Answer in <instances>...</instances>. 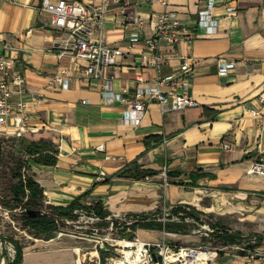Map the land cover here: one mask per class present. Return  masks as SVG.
Wrapping results in <instances>:
<instances>
[{
	"label": "crops",
	"instance_id": "obj_1",
	"mask_svg": "<svg viewBox=\"0 0 264 264\" xmlns=\"http://www.w3.org/2000/svg\"><path fill=\"white\" fill-rule=\"evenodd\" d=\"M42 5L43 0H0V58L9 62L12 88V114L0 132L46 139L59 149L54 165L28 162L45 206H67L79 198L83 205L100 202L109 214L148 215L182 205L197 212L201 226L217 224L243 234L246 223L252 231L264 230V174L250 172L252 163L264 158V127L262 118L248 110L259 106L256 97L264 88V0H217L218 26L212 34L198 24L204 0H169L166 8L152 0H130L125 14L107 13L102 35L109 45L125 50L116 65L104 70L115 92L130 101L136 98L137 74L148 86L157 76L175 74L177 90L183 91L186 82L188 94L198 102L165 112L151 102L139 124L126 119V103L106 101L102 79L85 76L87 61L74 56L68 33L52 26ZM229 6L237 10L227 12ZM164 10L187 23L195 39L171 43L162 38L158 64L143 66L140 53L149 49L147 39L154 36ZM135 17L144 19V27L140 40L131 42ZM185 59L191 64L188 72L181 70ZM222 60L236 62L225 76L218 73ZM61 68L70 69V87H50V77ZM16 74L24 77L21 86L12 82ZM21 114L27 119L17 128L14 116ZM133 162L157 174L118 176ZM199 169L215 177L203 176L191 186L190 174ZM169 172L177 176L168 179ZM149 230L168 241L188 235ZM60 232L24 247L21 264H77L79 259L97 264L82 238ZM261 254L263 249L249 259L224 250L205 264H264Z\"/></svg>",
	"mask_w": 264,
	"mask_h": 264
},
{
	"label": "built area",
	"instance_id": "obj_2",
	"mask_svg": "<svg viewBox=\"0 0 264 264\" xmlns=\"http://www.w3.org/2000/svg\"><path fill=\"white\" fill-rule=\"evenodd\" d=\"M155 3L162 4L165 8L168 6L169 0H152ZM217 0H204V6L198 13V24L205 28L207 33H214L218 26L217 18L214 15ZM130 5V0H93L85 3L78 0H43L42 9L50 14V23L52 26L65 30L69 35L72 44L74 56L78 59L87 61L85 68V76L89 78L102 79V94L107 102L126 103L127 120L133 124L141 122L143 114L146 112L151 102H157L161 105L163 111L183 110L190 107L198 106L197 100L190 96L187 92V83L183 85V91H178V78L175 74L166 76H157L154 85H144L146 83L143 74H137L138 88L136 98L127 101L122 93L113 90L111 76H105L104 70L117 64L119 57L125 54V50L120 47L109 45L102 35L104 29V21L106 14L116 10L121 14H125ZM227 12H235L236 6L227 7ZM133 30L130 34V41L136 42L140 40V35L144 27V19L135 17L133 20ZM93 32H100L97 38L90 37ZM167 38L171 43L185 41L191 43L195 39V33L190 26L177 17L176 13L164 10L156 19L155 34L147 39L149 49L140 53V60L143 66L157 65L160 59V40ZM236 65L234 61H220L218 64V73L222 76L227 75ZM191 64L185 59L181 65L183 72H188ZM0 72L3 77L0 79V128L7 125L12 114V107L9 98L12 95L10 86V65L4 58H0ZM12 82L18 86L24 83V77L20 74L13 75ZM71 84V72L69 68H61L57 73L50 77L48 85L50 87L69 88ZM164 87H168L165 90ZM259 106L248 108L255 117H261L264 127V88L256 97ZM26 116L24 114L14 116V125L17 128L24 126ZM229 147V144H224ZM250 172L264 174V158L256 160L252 163ZM103 175L105 173L103 172ZM85 212L84 210H76V213ZM184 215L180 212L178 215L172 213V208L164 207L158 220L166 222L168 220L179 221L180 216ZM90 218L98 221L95 230L104 225L110 230L119 231L123 226L133 224L140 220L139 215H121L108 214L104 220L98 216L90 215ZM188 222H193L201 227L194 218L187 217ZM106 221V224L99 225L100 222ZM118 225H115V222ZM68 223L73 222L67 219ZM204 227V226H202ZM204 235L209 239L217 230L212 225H205ZM195 228L192 230L195 232ZM130 230V229H129ZM165 231V230H164ZM191 231V232H192ZM200 231V230H199ZM167 232V231H166ZM190 232V233H191ZM62 233V232H60ZM175 233L176 232H168ZM125 240L130 244H122L119 241ZM257 238H249L242 244H220L215 247L216 255L220 251L229 250L246 256L249 259H255L261 252L259 247H249L256 244ZM99 247V249L97 248ZM97 255L99 264L104 260L105 264H196L194 254L201 247H184L175 249L168 242L167 238L157 241H143L139 237L130 239H114L112 237H104L97 239ZM3 241L0 239V253L3 254ZM184 252V254H181ZM170 254L176 256V259L169 258ZM181 254V255H180ZM179 255V256H177ZM155 256L157 259H155ZM209 259L207 260V262ZM206 262V263H207ZM0 264H6V257L0 258Z\"/></svg>",
	"mask_w": 264,
	"mask_h": 264
},
{
	"label": "trees",
	"instance_id": "obj_3",
	"mask_svg": "<svg viewBox=\"0 0 264 264\" xmlns=\"http://www.w3.org/2000/svg\"><path fill=\"white\" fill-rule=\"evenodd\" d=\"M21 145L24 147L25 154L29 159L34 160L36 163L42 165H54L57 163L59 149L56 145L46 139L41 140H31L26 137L20 139ZM3 152V140L0 137V157ZM29 165V164H28ZM157 174V171L147 168H142L137 162H133L123 170L118 173V176L125 177L129 179H146L153 175ZM192 183L191 186H196L198 179L203 176L209 175L210 177H215L214 174H206L202 169L192 172ZM13 176L18 178V181L12 186V194L15 204L13 206L21 207L25 209L24 212V221L25 224L30 227L36 236V238H51L60 232V222L64 221L63 219L74 220L77 219L79 214L76 213V210H84L89 215H95L104 220V218L109 214L99 202L94 206L83 205L80 202V199L77 198L72 201L67 206H48L46 207L43 202L44 192L39 182L29 174H20L13 172ZM177 176L173 172L168 173V179ZM175 183L186 185V182L183 180L174 181ZM30 210H40L38 213L35 211V215L30 213ZM180 212H183L184 215L180 216L179 221L168 220L165 223L158 220V216L161 212L148 214V215H139L140 220L130 225H124L121 228V232L128 238L133 239L135 237V232L139 227H144L148 229H158L165 230L167 232H176L186 234L187 232L192 231L197 224L187 222L185 219L187 217L194 218L199 224L203 223L202 218L195 212L192 208L188 206L179 205L172 209L174 215H178ZM106 221L100 222L99 225L106 224ZM115 225H118V222H115ZM217 232L213 235V238H202L214 247L215 244H242L246 237L242 233L233 231L224 226L217 224H211ZM130 229V230H129ZM2 241H9L15 246V256L11 261H7L6 264H21L24 247L14 239L12 236H0ZM264 240L263 236H260V240L257 244L250 245L249 247H259L262 245ZM203 246V245H202ZM216 247V245H215ZM5 256L0 253V258ZM6 257V256H5ZM102 264H105L102 260Z\"/></svg>",
	"mask_w": 264,
	"mask_h": 264
},
{
	"label": "rangeland",
	"instance_id": "obj_4",
	"mask_svg": "<svg viewBox=\"0 0 264 264\" xmlns=\"http://www.w3.org/2000/svg\"><path fill=\"white\" fill-rule=\"evenodd\" d=\"M0 137L3 140V152L0 157V236H12L17 240L23 247H31L36 236L34 235L32 229L25 224L24 212L25 209L17 206H13L15 201L12 194V186L18 181V178L13 176V172L20 174H29V158L25 154L24 147L20 143L21 136L14 135H3L0 132ZM77 219L72 220L73 222L68 223L67 219L60 222V230L67 234L71 239L79 240L84 244L86 251H96V242L94 239L112 237L114 239H123L126 236L119 230L110 232L107 226L99 227L96 231V225L98 221L90 218L87 212L78 213ZM243 216V215H242ZM247 222V221H244ZM243 222V223H244ZM243 236L247 239L257 238L256 244L260 240V236H263L264 230L259 232L252 231V226L244 223ZM204 227L198 226L195 228V232H187L186 237L181 239H176L175 237H170L168 241L175 249L184 247H201V250H213L215 251V245L218 247L220 244H215L214 247L208 241L202 238H208L204 235ZM139 230V233H138ZM200 230V231H199ZM135 237H139L143 241H157L161 239L159 234L150 231L148 228L139 227L135 232ZM203 245V246H202ZM253 245V244H252ZM263 246V248H261ZM3 251L6 256L7 261H11L15 256V246L9 241H3ZM260 249L264 250V240L262 245L259 246ZM95 256H98L97 254ZM95 258V257H93ZM97 264H99V258L96 257ZM87 264H96L94 261H89L87 259Z\"/></svg>",
	"mask_w": 264,
	"mask_h": 264
},
{
	"label": "bare ground",
	"instance_id": "obj_5",
	"mask_svg": "<svg viewBox=\"0 0 264 264\" xmlns=\"http://www.w3.org/2000/svg\"><path fill=\"white\" fill-rule=\"evenodd\" d=\"M119 242L122 243V244H125V245L126 244H130V243H128V241H125V240H121ZM96 254H97V252L94 251L93 252V256H95ZM181 254H184V252H182ZM215 255H216V253L213 250H201V249H199L194 254V257H195L196 264H205L208 259L214 257ZM177 256H179V255H177ZM169 258L174 260V259H176V256L173 255V254H170ZM77 264H82L81 259L78 260Z\"/></svg>",
	"mask_w": 264,
	"mask_h": 264
},
{
	"label": "water",
	"instance_id": "obj_6",
	"mask_svg": "<svg viewBox=\"0 0 264 264\" xmlns=\"http://www.w3.org/2000/svg\"><path fill=\"white\" fill-rule=\"evenodd\" d=\"M35 211H37L38 213L40 212V210H30V213H31L32 215H35ZM261 256L264 257V254H261ZM155 259H157L156 256H155Z\"/></svg>",
	"mask_w": 264,
	"mask_h": 264
}]
</instances>
